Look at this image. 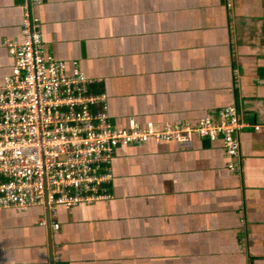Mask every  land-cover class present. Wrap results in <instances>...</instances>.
Returning a JSON list of instances; mask_svg holds the SVG:
<instances>
[{
	"label": "crops",
	"instance_id": "crops-1",
	"mask_svg": "<svg viewBox=\"0 0 264 264\" xmlns=\"http://www.w3.org/2000/svg\"><path fill=\"white\" fill-rule=\"evenodd\" d=\"M34 2L0 0V46L30 6L44 57L93 80L113 125L233 105L243 127L237 159L220 140L151 139L116 149L109 200L0 208V264H264V0ZM12 65L0 47V86Z\"/></svg>",
	"mask_w": 264,
	"mask_h": 264
},
{
	"label": "built area",
	"instance_id": "built-area-1",
	"mask_svg": "<svg viewBox=\"0 0 264 264\" xmlns=\"http://www.w3.org/2000/svg\"><path fill=\"white\" fill-rule=\"evenodd\" d=\"M20 33V41L0 46L13 60L0 86V208L55 210L109 200L116 149L151 139L181 144L190 137L220 140L228 158L239 157L243 123L235 106L194 124L160 127L149 121L143 126L130 120L119 128L109 120L106 95L92 93L93 80L77 67L68 74L65 62L44 57L40 22L28 5L23 6ZM228 169L235 172L239 166L229 162Z\"/></svg>",
	"mask_w": 264,
	"mask_h": 264
}]
</instances>
